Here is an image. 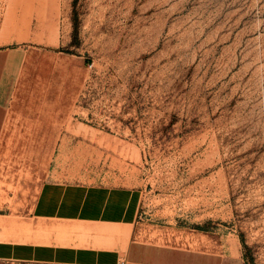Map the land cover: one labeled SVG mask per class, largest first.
Wrapping results in <instances>:
<instances>
[{
  "label": "rangeland",
  "instance_id": "374dc122",
  "mask_svg": "<svg viewBox=\"0 0 264 264\" xmlns=\"http://www.w3.org/2000/svg\"><path fill=\"white\" fill-rule=\"evenodd\" d=\"M11 46L12 224L45 179L126 183L141 238L264 264V0H0Z\"/></svg>",
  "mask_w": 264,
  "mask_h": 264
},
{
  "label": "crops",
  "instance_id": "0c3cea01",
  "mask_svg": "<svg viewBox=\"0 0 264 264\" xmlns=\"http://www.w3.org/2000/svg\"><path fill=\"white\" fill-rule=\"evenodd\" d=\"M23 59L0 48V129ZM140 192L112 181H42L23 215L0 213V260L55 264H244L236 248L158 243L136 232ZM5 216V217H4Z\"/></svg>",
  "mask_w": 264,
  "mask_h": 264
}]
</instances>
